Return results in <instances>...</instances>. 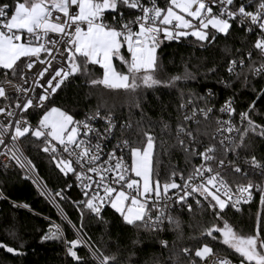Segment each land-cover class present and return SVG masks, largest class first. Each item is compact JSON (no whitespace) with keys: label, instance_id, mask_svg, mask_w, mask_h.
<instances>
[{"label":"snow or ice","instance_id":"1","mask_svg":"<svg viewBox=\"0 0 264 264\" xmlns=\"http://www.w3.org/2000/svg\"><path fill=\"white\" fill-rule=\"evenodd\" d=\"M234 28L256 32L253 48L264 58V0H166L165 7L159 6L158 0H0V99L5 101L0 115L7 121H0V156L34 173L35 165L24 152L26 142H30L48 154L63 176H74L84 196L74 201L80 212L79 226L56 203L62 221L74 230L75 238L66 239L61 224L50 223L42 241L63 242L66 255L76 264H86L78 255L80 247L87 249L92 264H118V254H107L101 246L90 243V238L85 239V212L102 220V211L109 206L126 225L153 233L164 231L167 221L169 230L177 231V238L182 239L180 219L172 215V210L176 206L191 213V198L197 209L213 217V222L201 225L199 235L190 239L218 241L231 250L239 264H264V161L254 154L240 155L252 147V137L264 139V124L251 115L256 100L239 113L237 125L233 123L234 99H226L218 111L228 119L216 118L212 134L213 140L219 137L218 141L203 144L200 129L194 130L191 124L199 125L198 117L205 122L213 120L217 109L210 98L215 93L207 89L205 95H199L188 90L185 100L183 85L196 75L186 62L182 72L164 73L159 51L164 40L180 42L189 37L202 49L214 48L219 37H230ZM223 51L230 56L231 48ZM236 52L239 55L230 56L226 63L229 78L218 80L225 88L241 78L247 85L250 75L264 77V59L257 66L251 51ZM37 64L41 67L32 72ZM92 66H98L101 74L94 75ZM219 67L214 63L203 75L215 74ZM77 76L86 77L90 88L131 96L127 116L117 118L112 110L115 105L101 115L103 105H98L83 119H76L56 106L58 90ZM159 89L179 93L181 115L174 131L169 121H152L143 109L144 93ZM260 97H264V88L257 93V99ZM196 101L203 106H197ZM132 109H139L138 119ZM33 115L35 124L30 119ZM97 120L103 121L102 130L94 125ZM156 123L160 125L159 138L153 131ZM170 149L182 151L191 168L185 176L173 167L162 183L161 150L170 155ZM229 154L232 159H228ZM195 157L200 164H191ZM0 167L6 169L7 165ZM229 175H233L231 180ZM176 176L181 183L176 182ZM256 176L260 179H254ZM37 188L40 195L53 201L65 199V189L52 192L46 184H37ZM171 190L175 191L169 194ZM257 195L255 225L246 234L229 222L225 213L229 208L241 211L240 206L251 204ZM0 198H5L2 193ZM158 242L168 247L166 240ZM0 249L24 254L2 242ZM210 256L215 264H233L228 256L216 255L207 243L195 249L182 247L171 260L172 264H204Z\"/></svg>","mask_w":264,"mask_h":264},{"label":"trees","instance_id":"2","mask_svg":"<svg viewBox=\"0 0 264 264\" xmlns=\"http://www.w3.org/2000/svg\"><path fill=\"white\" fill-rule=\"evenodd\" d=\"M192 37L184 39L180 42L164 40L161 48V63L164 68V73L174 74L182 72L184 63L186 62L190 70L196 75L195 79L188 80L183 85L185 92V100L187 99L188 90H193L199 95H205L207 89H211L215 96L210 98V104L219 109L226 99H234V107L236 108L235 115L239 117L241 111H246L248 105L256 100L255 112L252 113V118L260 124H264V97L257 99V93L261 88H264V77L249 76V83L245 85L241 80H233L231 85L225 88L218 83L220 78L227 80L226 72L227 60L231 57L239 55L236 49H241L242 53L252 52V60L258 66L261 59L259 52L253 48L255 37L249 33H245L240 29H233L232 35L228 38L219 37L216 46L207 50L200 48L193 43ZM226 48H231V54L226 55ZM246 64L248 58L245 56ZM216 63L220 65L219 71L215 74L203 75L207 68L212 67ZM118 64V62H117ZM94 75H100L102 70L98 66H92L90 69ZM3 77L0 76V79ZM86 77L77 76L66 83L62 90H58L55 96L54 104L67 110L74 115L76 119H83L89 110H94L98 105L101 107V113L106 114L109 108H112L117 118L126 117L129 111V105L132 102L131 96H126L124 93H114L104 90L103 88H90L85 82ZM195 100V97H193ZM179 93L175 89H159L149 90L144 93L142 105L147 117L152 121L158 122L161 118L169 121L173 131L177 117L181 115L179 111L180 104ZM197 106H203V102L196 101ZM216 111V113H217ZM135 117L138 119L140 115L139 109H132ZM36 121V117H34ZM200 124H191L195 130L200 129V140L203 144L216 143L212 139V134L215 131V117L210 122H205L202 117H199ZM153 131L160 136V125L156 123ZM208 133L207 136L203 133ZM167 139V135L165 134ZM34 139V138H33ZM252 147L245 151H241L240 155H256L258 160L264 161V139L260 137H252ZM23 140V138H22ZM38 143V142H37ZM169 143H173L169 139ZM167 147V145H165ZM203 148L200 150L202 151ZM28 158L32 160L36 168V173L46 184L47 189L52 192L65 189L64 200L56 199L63 213L77 226L80 225V212L77 211V205L74 201L83 200L84 196L77 190L75 177L69 174L68 177L63 176L50 161L48 154L42 152L40 147L33 146L32 143L26 142L24 148ZM161 159L163 166L161 169V182L168 179V176L175 167V170L182 171L185 176L191 168V165L186 163L185 154L176 149H170V155H164L161 150ZM228 159H232L229 154ZM200 159L195 157L191 164L198 165ZM1 182L6 196L13 202L21 205H27L28 208L37 214L58 221L65 231L66 239L75 238V233L69 225L62 221L57 209L47 199L39 193L37 185L29 178H24L20 169L6 170L1 172ZM179 176L174 179H179ZM233 175H229L231 180ZM254 179H257L254 177ZM258 180V179H257ZM71 184V188H66V185ZM257 202L247 204L241 207V211L236 212L234 209H227L225 218L233 223L238 230H243L246 234L249 233L255 225V213L257 211ZM193 211L188 212L187 209L172 211V215L180 219V231L183 233V238L178 239V232L169 230L167 224L162 232H148L137 229L131 225H126L119 214L108 207L102 214L103 219L98 220L94 215L85 212L84 229L87 234L85 239L90 238V243L101 246L107 253L118 254V264H172L171 257L173 253H179L180 248L189 247L195 249L203 243L209 244L214 253L223 254L232 259L233 262L238 261L230 249L222 245L218 241H212L210 238L190 239L192 236H198L201 231V225L213 222V217L206 211L197 209L195 202L191 201ZM46 221L41 216H38L30 211L22 209L7 200H0V242L8 246L19 248L23 255H11L4 250H0V264H63V242L53 240H43V232L48 226ZM9 232H14L15 235H9ZM218 235V234H216ZM137 240L136 244L132 241ZM166 240L168 247L164 248L158 242ZM23 245V247H20ZM78 255L84 257L86 264H92L89 259L86 249L78 248ZM180 259L184 260L181 253ZM67 264H76L71 257L67 260Z\"/></svg>","mask_w":264,"mask_h":264},{"label":"built area","instance_id":"3","mask_svg":"<svg viewBox=\"0 0 264 264\" xmlns=\"http://www.w3.org/2000/svg\"><path fill=\"white\" fill-rule=\"evenodd\" d=\"M158 3H159V6H161V7H165V5H166V0H158ZM257 31H258V30H257ZM249 34H251L252 36H254V37H255V40H256V38H257L256 32L249 33ZM40 67H41V66H40L39 64H37V65L34 66V68H33L31 71H32V72H36ZM15 82H18V81H14V83H15ZM27 86H28V85H25V87H27ZM8 91H9L10 94H14L13 89L8 88ZM37 91H39V89H37ZM4 103H5V101H4L3 99H0V107H2V106L4 105ZM220 106H221V105H220ZM219 108H220V107H219ZM190 110H191V109L189 108L188 111H190ZM17 111H18V110H17ZM101 115H105V114H104V113H101ZM213 116L215 117V119H216V118L225 119V120L228 119L227 114L219 113V111H217V113L215 112ZM34 117H35V115H33V116L30 117L31 122H32L33 124L36 123ZM198 118H199V117H198ZM0 121H5V122H7V121H6V118H5L3 115H0ZM118 122H119V119H118ZM233 123L239 125V117L236 116L235 113L233 114ZM94 125H95L97 128H100L101 130L103 129V126H104V125H103V121H101V120H97V121H95V122H94ZM225 135H229V134H228L227 132H225ZM218 139H219V137H218ZM114 143H115V140H113L111 143H109V144H108V149H111L112 144H114ZM2 150H3V148L0 147V151H2ZM202 150H203V149H202ZM24 152H25V150H24ZM25 155L27 156L26 152H25ZM27 157H28V156H27ZM199 164H200V163H199ZM0 165H7V168H6V169H5L4 167H0V175H1V172H2V171H6V170H14V169H20L19 167H17V166L14 164V162H10V161H9L6 157H4V156H0ZM242 167H243V165H242ZM20 170L22 171L24 178L27 177V178L31 179L32 181H33V180H36V183H35L36 185H37V184H39V185H41V186L44 185L43 181H42L41 178L38 176V174L36 173V171H35L34 173H29V172H27L26 170H22V169H20ZM255 178H257L258 180L260 179L259 176H256ZM175 180H176L177 183H181L180 178H179L178 180H177V179H175ZM76 188H77V190L83 195V193H82V191H81V188L78 187V186H76ZM172 191H175V190H171L169 194H171ZM0 193H2V194H3V197H5V198H0V200H1V199L7 200V201H9L10 203L15 204L16 206H18V207H20V208H22V209H25V210H27V211H30V212H32V213L38 215V216H41V217L44 218L46 221H48L49 224H48V226L46 227V229L44 230L43 235H44L46 232H49V230H50V229H49V225H50V223L60 224L58 221H56V220H54V219H51V218H48V217H46V216H43V215L37 214L36 212L30 210L28 207H23V205H21V204H19V203H16V202H13V201H11L10 199H8V197H7L6 194H5V191H4V188H3V184H2V182H1V177H0ZM46 197H47V196H46ZM47 199L52 203V205L57 209V211H58V213H59V209L56 207V202L53 201L50 197H47ZM256 200H258V195L254 197L253 202L256 201ZM191 201H192L191 198H189V203H191ZM253 202H252V203H253ZM244 205H245V204H242L240 207H242V206H244ZM108 207H109V206H106V207L104 208V210L102 211V214L104 213V211H105ZM175 209H178V208H177L176 206H174V207H173V210H175ZM185 209H186V208H185ZM173 210H172V211H173ZM166 224H167V221H165V225H166ZM61 227H62V226H61ZM62 229H63V228H62ZM72 230H73V229H72ZM73 231H74V230H73ZM63 233H64V237L66 238V235H65V231H64V229H63ZM74 233H75V232H74ZM216 255L226 256V255L218 254V253H216ZM68 259H69V257L66 255V252H65V245H64V243H63V264H67V260H68ZM204 264H215V258L212 257V256L208 257V258L206 259V261L204 262Z\"/></svg>","mask_w":264,"mask_h":264},{"label":"rangeland","instance_id":"4","mask_svg":"<svg viewBox=\"0 0 264 264\" xmlns=\"http://www.w3.org/2000/svg\"><path fill=\"white\" fill-rule=\"evenodd\" d=\"M70 227V226H69ZM71 228V227H70ZM72 229V228H71ZM73 231V230H72ZM74 232V231H73ZM85 249V248H84ZM86 251H87V249H86ZM233 264H239V261H235V262H233Z\"/></svg>","mask_w":264,"mask_h":264},{"label":"water","instance_id":"5","mask_svg":"<svg viewBox=\"0 0 264 264\" xmlns=\"http://www.w3.org/2000/svg\"><path fill=\"white\" fill-rule=\"evenodd\" d=\"M0 250H4V249H0ZM5 251V250H4ZM6 252V251H5ZM6 253H8V252H6ZM8 254H11V253H8ZM11 255H14V254H11ZM15 256H17V255H15Z\"/></svg>","mask_w":264,"mask_h":264}]
</instances>
